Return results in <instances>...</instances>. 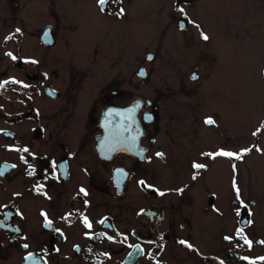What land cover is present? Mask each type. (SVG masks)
Wrapping results in <instances>:
<instances>
[{"label":"flooded vegetation","instance_id":"af4514ba","mask_svg":"<svg viewBox=\"0 0 264 264\" xmlns=\"http://www.w3.org/2000/svg\"><path fill=\"white\" fill-rule=\"evenodd\" d=\"M193 2L177 4L178 30L225 35L221 17L196 24ZM139 6L0 0V264H264V182L244 178L258 143L245 147L242 125L219 139L226 125L202 109L201 69L187 89L177 81L156 100H127L131 49L146 37ZM155 56L137 58L140 84ZM223 74L212 88L225 91ZM136 99L125 135L104 130L108 107ZM163 100L174 108L163 112ZM113 136L133 139L130 149ZM221 150L242 155H205Z\"/></svg>","mask_w":264,"mask_h":264},{"label":"rangeland","instance_id":"374dc122","mask_svg":"<svg viewBox=\"0 0 264 264\" xmlns=\"http://www.w3.org/2000/svg\"><path fill=\"white\" fill-rule=\"evenodd\" d=\"M136 1L141 3L139 7L145 19L146 37L142 46L131 49L130 62L127 63V100L137 95L156 100L161 89L174 91L173 85L177 81H182L180 86L187 89L191 85L188 73L199 67L201 78L206 83L202 109L217 112L225 123L226 132H222L219 139L242 125L245 147L258 143V148H253L249 155L250 169L245 162L244 178L246 183L263 184L264 0H191L194 2L188 8L196 24L200 22L205 28L206 25L212 27L211 21L218 24L215 19L221 17V30L225 35L216 27L218 31L213 30V42L211 40L209 44L198 36L194 27L187 32L178 30L179 12L175 0ZM134 6L135 3L132 8ZM188 44V52L182 53ZM150 50L156 53V58L146 62L149 79L146 84H140L135 76L140 64L137 58L144 59V52ZM217 51L221 52L218 66ZM221 71L224 72L225 91L212 88ZM216 72L215 78H210ZM162 103L163 112L174 108L173 105L167 107L165 100ZM217 186L218 183L211 182V187Z\"/></svg>","mask_w":264,"mask_h":264},{"label":"water","instance_id":"95a60500","mask_svg":"<svg viewBox=\"0 0 264 264\" xmlns=\"http://www.w3.org/2000/svg\"><path fill=\"white\" fill-rule=\"evenodd\" d=\"M178 2L182 1V0H177ZM185 1H191V0H185ZM182 22H186V19L183 17ZM144 68H141V73H143ZM145 75V74H143ZM137 103L138 101H134L131 104H129V106H124V107H118V106H112L109 107V109L107 110V113L109 112L110 116H109V127L111 129H113L114 131H112L111 135H115L116 134V128L119 126L118 121L120 118L127 116H130L131 121V125H129L128 127H133L134 124V120H137ZM112 114H111V113ZM126 126V125H124ZM127 127V126H126ZM107 129V128H106ZM113 136L112 138V143L117 144V146L119 147V149H130V145L133 143V139L131 140H127L126 138H117Z\"/></svg>","mask_w":264,"mask_h":264},{"label":"snow or ice","instance_id":"6c2138e0","mask_svg":"<svg viewBox=\"0 0 264 264\" xmlns=\"http://www.w3.org/2000/svg\"><path fill=\"white\" fill-rule=\"evenodd\" d=\"M99 3H100V5L103 7L104 5H106L107 3H109V0H99ZM181 11H183V9H181ZM120 13L122 14L123 13V9L121 8L120 9ZM17 31H19V29H17ZM202 38L204 39V40H207V39H209V37L207 36V35H202ZM13 59H15V57H13ZM149 59H151V57H149ZM141 75H143V73H141ZM193 78L195 79L196 78V75L194 74L193 75ZM206 124H208V125H213V124H215V121L212 119V118H206L205 119V121H204ZM26 150V149H25ZM245 152L246 151H249L248 149H245L244 150ZM157 155L158 156H162L163 155V153H157ZM205 155H211V156H227V157H235V158H237V159H239V158H241V155L242 154H238V153H232V152H225V151H223V150H221V151H219V152H217V153H215V154H205ZM193 167L195 168V169H201V168H204L205 167V165H203V164H194L193 165ZM31 174V173H30ZM193 179H195V175L193 176ZM83 191V190H82ZM180 191H183V189H180ZM236 191H237V193H239V188H237L236 189ZM161 195H163V193H161ZM86 222V224H87V221H85ZM50 221H47L46 220V226H50ZM88 226L90 227L91 225L90 224H88ZM237 235L238 236H241L243 239H244V243H246V244H251V241H249V240H247L246 238H244L243 236H242V231L241 232H238L237 233ZM181 243H185L184 241H181ZM25 247H27L26 245H25ZM189 247H191V245H189ZM262 259H264V258H262Z\"/></svg>","mask_w":264,"mask_h":264},{"label":"bare ground","instance_id":"6f19581e","mask_svg":"<svg viewBox=\"0 0 264 264\" xmlns=\"http://www.w3.org/2000/svg\"><path fill=\"white\" fill-rule=\"evenodd\" d=\"M209 40H211V39L209 38ZM148 55L153 56V53L149 52ZM155 58H156V56H155ZM155 58L153 60H155ZM143 68H144V70H146L145 67H143ZM196 71H197V69H194L193 72H196ZM108 114H109V112H108ZM118 124H119V126L116 128V134L117 135H125L127 133V127L126 126L131 125L130 116L126 115L125 117L120 118L118 121ZM124 125H126V126H124Z\"/></svg>","mask_w":264,"mask_h":264}]
</instances>
